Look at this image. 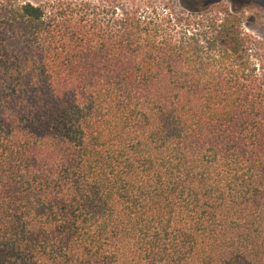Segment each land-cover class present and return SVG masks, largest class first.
<instances>
[{
	"label": "trees",
	"instance_id": "16d2710c",
	"mask_svg": "<svg viewBox=\"0 0 264 264\" xmlns=\"http://www.w3.org/2000/svg\"><path fill=\"white\" fill-rule=\"evenodd\" d=\"M177 1L0 0V264H264V61Z\"/></svg>",
	"mask_w": 264,
	"mask_h": 264
},
{
	"label": "rangeland",
	"instance_id": "374dc122",
	"mask_svg": "<svg viewBox=\"0 0 264 264\" xmlns=\"http://www.w3.org/2000/svg\"><path fill=\"white\" fill-rule=\"evenodd\" d=\"M157 11L165 12L169 8L187 15L188 11L182 8L177 0H152ZM240 17V30L251 40V49L248 50L249 59L259 68L258 59L264 61V0H213L206 13L213 14L214 19L223 17L226 12ZM204 14V13H203ZM258 48V49H257Z\"/></svg>",
	"mask_w": 264,
	"mask_h": 264
}]
</instances>
